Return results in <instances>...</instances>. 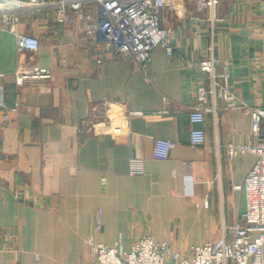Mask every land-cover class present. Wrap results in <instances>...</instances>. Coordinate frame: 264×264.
I'll return each instance as SVG.
<instances>
[{
  "label": "crops",
  "instance_id": "crops-1",
  "mask_svg": "<svg viewBox=\"0 0 264 264\" xmlns=\"http://www.w3.org/2000/svg\"><path fill=\"white\" fill-rule=\"evenodd\" d=\"M160 18L175 53L157 47L143 69L106 56L99 35L51 14L30 12L17 26L39 38L34 56L1 32L6 104L18 92L22 106L7 125L0 111V264H96L92 236L129 250L148 233L182 254L232 239L244 211L243 193L232 187L255 156L230 160L227 146L253 143L250 116L217 101L218 115L205 117V143L192 147L195 88L209 84L189 62L213 56L216 80L226 72L239 102L264 108V0L202 9L196 0H167ZM35 64L51 70L50 80L16 88L14 72ZM132 111L145 115L127 121ZM154 138L171 142L166 160L153 158Z\"/></svg>",
  "mask_w": 264,
  "mask_h": 264
},
{
  "label": "built area",
  "instance_id": "built-area-1",
  "mask_svg": "<svg viewBox=\"0 0 264 264\" xmlns=\"http://www.w3.org/2000/svg\"><path fill=\"white\" fill-rule=\"evenodd\" d=\"M167 0H0V47L1 32L7 29L16 38L18 52L34 56L40 48L38 37L17 31V26L28 14H51L54 21L65 25L76 22L82 25L86 34L99 35L103 40L106 56L118 57L135 63L140 69L151 61L152 51L161 47L167 57L175 53L169 31L160 24V12ZM200 9L212 6L215 0H196ZM212 21V20H211ZM212 28V27H211ZM213 29V28H212ZM213 33L211 31V37ZM99 63L101 59L97 60ZM204 76L209 86L198 84L195 88V103L191 106L189 120L195 127L190 130V145L194 148L205 143L203 124L208 114L218 115L217 101L226 109L244 110L250 116V132L253 143L227 146L228 158L251 153L255 161L242 183L232 188L243 193L244 211L238 223L231 228L232 239L225 236L219 240L191 246L187 254L174 251L167 241H157L150 234L139 236L129 250L107 246L92 236L87 244L96 264H264V108L245 107L231 93L227 73L221 82L215 78L217 60L213 56L200 61L189 62ZM49 68L30 65L13 74L16 88L27 83L50 80ZM5 73H0V111L2 125H7L18 114L22 102L18 92L13 105L6 104L4 88ZM166 113V112H164ZM143 111L128 112L125 116L143 117ZM115 133L122 128L113 127ZM171 142L162 138L153 139L152 156L166 160ZM139 165V164H138ZM137 162H132V169ZM191 184L193 180L190 179ZM208 207V200L203 202ZM101 215H97L94 229L100 230Z\"/></svg>",
  "mask_w": 264,
  "mask_h": 264
}]
</instances>
